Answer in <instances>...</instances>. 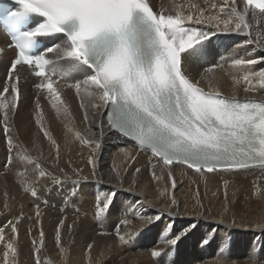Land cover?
<instances>
[{
    "label": "bare ground",
    "instance_id": "1",
    "mask_svg": "<svg viewBox=\"0 0 264 264\" xmlns=\"http://www.w3.org/2000/svg\"><path fill=\"white\" fill-rule=\"evenodd\" d=\"M149 3L154 11L164 7L172 14L173 4L181 5L184 15L191 12L195 19L197 9H203L205 16L217 15L224 0ZM237 5L242 8V0H237ZM258 12L250 9V28L241 34L197 26L216 35L204 42L206 62L190 64L192 78L200 80L207 67L222 64L207 75L223 96L264 100V84L258 77L252 78L254 89L247 93L242 80L248 72L264 70V16L254 14ZM220 18L226 17L221 14ZM249 39L254 43L247 44ZM6 42L0 33V46ZM62 42L63 38H57L54 45ZM241 58L257 63L246 67L233 64ZM8 69V63H0V94ZM82 78L60 80L57 91L64 105L58 108H53L45 96H39L37 108V95L29 86L21 88L19 106L14 116L10 114L16 142L11 156L2 127L4 110L0 109V229L4 233L0 264H264V168L201 175L172 165L168 166L172 169L169 175L168 168L151 153L110 132L104 122L105 109H93L83 90L78 95L75 88L65 86ZM236 79L241 80L238 85ZM200 86L207 90L208 80H200ZM44 130L60 146L58 159ZM77 131L101 144L96 176H92L89 163L95 149L75 139ZM68 138H72L70 143H66ZM41 169L46 173L43 177L39 175ZM75 173L89 179L81 182L77 196H68L77 178ZM54 178L62 184L58 186ZM173 180L175 188L171 186ZM30 185L36 187L39 198L24 191ZM109 200L111 206L100 214L99 207ZM36 205L41 211L39 218ZM17 220L18 231L13 234L9 222ZM58 229L61 239L56 242ZM41 230L45 234L43 245ZM181 233L177 244L171 245L169 241ZM120 235L125 236L124 243ZM13 241L15 256L6 247V242ZM153 251L160 254L154 257Z\"/></svg>",
    "mask_w": 264,
    "mask_h": 264
},
{
    "label": "snow or ice",
    "instance_id": "2",
    "mask_svg": "<svg viewBox=\"0 0 264 264\" xmlns=\"http://www.w3.org/2000/svg\"><path fill=\"white\" fill-rule=\"evenodd\" d=\"M14 2L17 10L4 12V30L11 36L10 47L16 50V55L10 62L7 82L2 86V93L8 95L0 94V109L4 110L2 127L10 156L16 147L10 114L15 115L22 95L21 78L17 72L19 65L27 66V71L38 78L32 85L37 92V108L40 107L41 93L53 108L64 105L53 84L59 86L60 80L83 77L65 86L75 88L78 95L83 90L93 109H107L108 126L134 141L140 150L150 151L158 157L168 168L169 175L172 169L168 166L173 164L186 166L201 175L254 166L264 168V100L223 96L213 85V78L207 75L214 73L217 67L222 68V64L207 67L205 74L201 75L200 80H208L207 90L200 86V80L192 78L189 71L194 61L206 62L204 42L216 35L215 31H205L197 26L208 25L226 33H245L250 28L247 19L250 9L259 10L254 14L264 16V0H242V8L237 5V0H224L217 15L205 16L203 9H197L195 19L191 12L184 15L181 5L173 4L174 14L164 7L154 11L149 0ZM221 14L226 18L221 19ZM56 34H63V42L44 49L42 38ZM246 43L253 44L254 41L249 39ZM4 51L0 48V56ZM256 63L255 59L233 61L240 67ZM253 77H258L264 84V70L243 75L246 93L254 89ZM240 82V79L235 80L237 85ZM81 107L85 105L82 103ZM84 119H90L87 112ZM37 123H40L39 119ZM44 135L56 148L58 159L59 144L47 130ZM71 139L68 138L66 143ZM75 139L95 149L89 163L92 176H96L99 140H88L78 131ZM39 175L43 177L46 173L41 169ZM75 175L77 178L68 196H77L81 182L89 179L79 173ZM54 182L58 186L62 184L58 178H54ZM171 186L176 187L175 180ZM24 191L39 198L34 186H26ZM110 206L111 200L99 207V213H105ZM35 207V215L39 218V205ZM159 218L155 217L156 220ZM17 223L19 220L9 222L13 234L18 231ZM63 224V220L59 221V227L62 228ZM182 234H177L169 243L175 246ZM39 235L43 245V230ZM60 239L58 229L55 240L59 242ZM119 239L125 242V236L120 235ZM0 241H4L3 229H0ZM6 247L13 256L16 255L14 241L6 242ZM159 254L152 253L154 257ZM4 256L7 259L8 252Z\"/></svg>",
    "mask_w": 264,
    "mask_h": 264
},
{
    "label": "rangeland",
    "instance_id": "3",
    "mask_svg": "<svg viewBox=\"0 0 264 264\" xmlns=\"http://www.w3.org/2000/svg\"><path fill=\"white\" fill-rule=\"evenodd\" d=\"M12 215H15V212H13ZM4 227H6V225ZM174 259H176V257Z\"/></svg>",
    "mask_w": 264,
    "mask_h": 264
}]
</instances>
